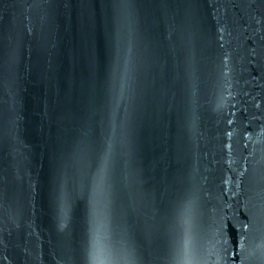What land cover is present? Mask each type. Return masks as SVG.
Masks as SVG:
<instances>
[{"label":"water","instance_id":"95a60500","mask_svg":"<svg viewBox=\"0 0 264 264\" xmlns=\"http://www.w3.org/2000/svg\"><path fill=\"white\" fill-rule=\"evenodd\" d=\"M0 264H264V0H0Z\"/></svg>","mask_w":264,"mask_h":264}]
</instances>
